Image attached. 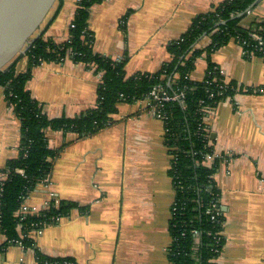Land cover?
<instances>
[{
	"label": "crops",
	"instance_id": "crops-1",
	"mask_svg": "<svg viewBox=\"0 0 264 264\" xmlns=\"http://www.w3.org/2000/svg\"><path fill=\"white\" fill-rule=\"evenodd\" d=\"M78 1L60 0L35 36L65 41ZM223 1L101 0L90 8L87 20L92 50L116 61L126 59L127 77L155 73L169 60L170 43ZM255 21L264 23V0L241 25L248 28ZM209 42L202 36L195 48ZM209 61L242 89L207 110L203 121L208 143L220 159L213 180L220 193L224 244L215 262L264 264V59L246 57L242 46L230 40L195 59L192 81L204 79ZM15 69L27 71L25 55L18 57ZM30 70L26 89L48 118L71 119L96 106L101 73L94 67L67 57ZM149 103L120 102L111 124L89 137L45 130L50 149L66 145L48 178L23 199L22 210L36 214L54 201L74 206L44 226L32 247L5 245L0 233V264H36V255L68 264H169L171 158L164 123L150 113ZM20 122L0 87V172L18 156ZM210 162L204 165L211 167Z\"/></svg>",
	"mask_w": 264,
	"mask_h": 264
},
{
	"label": "trees",
	"instance_id": "trees-1",
	"mask_svg": "<svg viewBox=\"0 0 264 264\" xmlns=\"http://www.w3.org/2000/svg\"><path fill=\"white\" fill-rule=\"evenodd\" d=\"M100 1H78L71 21L74 27L68 28V41L57 43L42 37L35 39L25 53L27 71L16 72L18 55L4 72H0V87L4 90L7 105L21 121L18 156L9 160L1 170L9 173L0 193V233L6 237L5 245L21 240L25 247H32L33 240L23 237L29 232L31 223L49 221L55 215L64 216L74 206L65 202L56 206L52 202L39 215L28 216L21 234L17 232L15 213L23 198L40 181L48 178L55 158L66 145L50 149L45 130L72 133L77 138L92 136L111 124L110 116L117 112L120 102L134 103L147 99L149 105L154 106L149 93L153 88L160 87L171 97L183 94L182 104L178 100L162 102L161 108L166 116L164 143L171 158L169 176L175 203L168 227L171 236L168 261L169 264H212L224 244L221 235L224 218L222 211L220 216L207 214L211 204L220 206V193L213 180L220 159H216L211 167L204 165L205 154L212 153L213 148L208 143L210 138L203 118L207 110L216 108L220 102L234 97L242 89L235 82L226 81L210 61L201 82L192 81L190 72L198 56L202 53L209 56L230 40L242 46L246 57L264 59V23L255 21L248 28L241 25L247 16L246 11L255 0H225L213 5L208 12L192 21L180 39L170 43V58L159 71L129 77L124 70L126 59L116 61L92 50L93 36L88 30L87 20L90 8ZM253 35L258 36L259 41ZM202 36H207L210 42L205 48L196 49L195 44ZM65 57L94 67L97 73H101L97 102L94 108L75 118L50 119L31 97L26 84L33 66L42 62H58ZM17 169H21L23 175L18 174ZM39 257L50 260L41 255Z\"/></svg>",
	"mask_w": 264,
	"mask_h": 264
},
{
	"label": "water",
	"instance_id": "water-1",
	"mask_svg": "<svg viewBox=\"0 0 264 264\" xmlns=\"http://www.w3.org/2000/svg\"><path fill=\"white\" fill-rule=\"evenodd\" d=\"M60 0H0V72L25 55ZM255 0L246 11L255 7Z\"/></svg>",
	"mask_w": 264,
	"mask_h": 264
},
{
	"label": "built area",
	"instance_id": "built-area-1",
	"mask_svg": "<svg viewBox=\"0 0 264 264\" xmlns=\"http://www.w3.org/2000/svg\"><path fill=\"white\" fill-rule=\"evenodd\" d=\"M73 24H69V27L68 28H73ZM254 39L259 41V37L258 36H255L253 35ZM69 39V35L67 36V41ZM260 44V43H259ZM260 51L262 49H259ZM244 54L245 51H244ZM67 58V57H65ZM65 58H62L60 59V61H64ZM149 97H150V101H153L154 102V106H151V109H150V113L155 116V118L157 117L158 119L162 120L164 125H165V119H166V116L165 114L161 111V108L163 107L162 105V102H169V101H175V100H178L181 104H182V99H183V94H179L177 96H174V97H171V96H168L164 91H162V89H160V87H155L152 89V91L149 93ZM149 101V100H148ZM204 121V119H203ZM218 155H216L214 153V151H212V153H209V154H205V160H204V163L208 161H211L209 165H211V163H213L217 158ZM16 172L20 175H23V171L21 169H17ZM8 171H4V172H0V193L2 191V187H3V184L4 182L7 180L8 178ZM44 181V180H43ZM24 199V198H23ZM23 201V200H22ZM55 205L58 206L59 202L58 201H54ZM216 204V203H213L210 205V207L207 209V214H211V213H215V216H220L221 215V208L220 206ZM49 206V205H48ZM44 207L43 209H47V207ZM19 211L15 213V216L17 217L18 219V223H17V229L19 231H22L23 229V224L25 222V220L27 219L28 216H33V215H39V213H29L27 212L26 210H22V204H20V207L18 209ZM175 210V203H173L172 205V212ZM62 216L61 215H55L53 217L50 218L49 221H41V222H38V223H31L29 225V232H27V235L23 236L24 238L27 236L28 238H31L33 239V237L37 236V235H40L42 233V229L44 226H46L47 224H50V223H55L57 221H59V219L61 218ZM195 235H198V233L196 231L193 232ZM22 237V236H21ZM14 244L18 245L20 248H26L24 245H23V242L21 240H16L14 242ZM36 264H68L67 262H62V263H58L57 261H53V260H41V258L36 255ZM212 264H216L215 262V259H213L212 261Z\"/></svg>",
	"mask_w": 264,
	"mask_h": 264
},
{
	"label": "rangeland",
	"instance_id": "rangeland-1",
	"mask_svg": "<svg viewBox=\"0 0 264 264\" xmlns=\"http://www.w3.org/2000/svg\"><path fill=\"white\" fill-rule=\"evenodd\" d=\"M58 62H61V61L59 60ZM204 118H205V117H204ZM204 118H203V119H204Z\"/></svg>",
	"mask_w": 264,
	"mask_h": 264
}]
</instances>
